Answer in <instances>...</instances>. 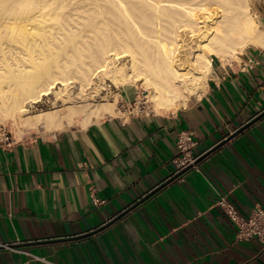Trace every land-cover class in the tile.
Returning <instances> with one entry per match:
<instances>
[{"label":"crops","instance_id":"crops-1","mask_svg":"<svg viewBox=\"0 0 264 264\" xmlns=\"http://www.w3.org/2000/svg\"><path fill=\"white\" fill-rule=\"evenodd\" d=\"M253 7L264 30V0ZM262 113L264 47L250 45L233 60L212 58L205 93L176 111L15 136L17 146L0 151V264H264L262 245L238 240L218 205L243 217L264 206ZM182 134L195 142L185 152ZM219 144L109 224L175 162Z\"/></svg>","mask_w":264,"mask_h":264},{"label":"bare ground","instance_id":"bare-ground-1","mask_svg":"<svg viewBox=\"0 0 264 264\" xmlns=\"http://www.w3.org/2000/svg\"><path fill=\"white\" fill-rule=\"evenodd\" d=\"M250 45L264 47V30L249 0H0V47L13 62L0 69V120L15 133L79 117L88 126L115 111L94 100L106 80L176 111L205 93L212 58ZM50 94L63 107L29 112Z\"/></svg>","mask_w":264,"mask_h":264},{"label":"rangeland","instance_id":"rangeland-1","mask_svg":"<svg viewBox=\"0 0 264 264\" xmlns=\"http://www.w3.org/2000/svg\"><path fill=\"white\" fill-rule=\"evenodd\" d=\"M253 2H254V0H249L250 6H251V11H252V13H255L254 7H253ZM2 51L3 50L0 47V69H5L7 64L9 65V63H13V62L10 59L9 54L8 53L4 54V51L3 52ZM5 58H6V60L8 59L7 60L8 63H7V61H5ZM105 84H106L105 87H101L98 91V94L95 95V97H94V100H97V101L106 100L109 102H114V105H115V111L113 113L114 115L112 114L110 116H105V117L128 116V111L127 112H124V111L128 110L129 108L133 109L135 107L148 108L151 111V115L152 114H161L159 112H156L153 109L152 103L148 100L147 97H145L146 93L143 92V89L138 90L136 88L130 89L127 87H115L114 85H112L110 80H106ZM57 86H59V84ZM193 98H196V97L192 96L190 100H192ZM61 106L63 107V102L61 100H56L54 97V94H50L49 96H45V97L43 96L39 100L38 103L33 104L30 107L29 112L31 114H33V113H37L38 111L40 112V110L41 111H43V110L47 111L50 109H54L56 107L60 108ZM123 113L125 115H123ZM105 117H103V118H105ZM0 124L6 126L13 133L14 136H18V137H21L24 133L44 134L45 135V134H52V133L58 132V131H48L45 128H43L42 126H38L37 128H24L22 132L15 133V131L12 129V127L10 125V122L0 120ZM72 126L85 127L81 123L80 117L78 118V120L75 119V121H73L70 125H66L63 129H66V128H69Z\"/></svg>","mask_w":264,"mask_h":264},{"label":"built area","instance_id":"built-area-1","mask_svg":"<svg viewBox=\"0 0 264 264\" xmlns=\"http://www.w3.org/2000/svg\"><path fill=\"white\" fill-rule=\"evenodd\" d=\"M127 111L128 115L131 116L151 115V111L148 108L135 107L133 109L129 108L124 112ZM17 144L18 140L13 135V133L6 126L0 124V151L12 150L15 148V146H17ZM193 146H195V142L192 141L189 134H182L179 136L177 141V149L180 152L188 151V149ZM197 158L189 159L180 163L175 162L177 170L174 172V174L193 164ZM218 205L221 206L226 214L237 223L238 230L236 236L238 240L255 239L262 245L264 249V206H255L250 211L248 216L243 217L231 205L227 204L224 199H220Z\"/></svg>","mask_w":264,"mask_h":264},{"label":"water","instance_id":"water-1","mask_svg":"<svg viewBox=\"0 0 264 264\" xmlns=\"http://www.w3.org/2000/svg\"><path fill=\"white\" fill-rule=\"evenodd\" d=\"M263 115H264V113H262L258 118L262 117ZM247 126L243 127L242 129L238 130L237 132H235L233 134V136H235L237 133H239L241 130H243ZM233 136H231V138ZM221 145L222 144H219V145L215 146L214 148L210 149L209 151H207L206 153H204L203 155H201L199 158H197L193 164H191V165L183 168L179 172H177V173L173 174L172 176H170V178H168L164 183H162L161 185H159L158 187H156L154 190H152L150 193H148L146 196H144L141 200H139L138 202H136L135 204H133L132 206H130L129 208H127L126 210H124L121 214H119L118 216H116L114 218V220H111L109 222V224H111L112 222L120 219L121 217H123L124 215H126L129 211H131L132 209H134L135 207H137L139 204H141L142 202H144L145 200H147L148 198H150L152 195H154L156 192H158L159 190H161L163 187H165L166 185H168L172 181H174L177 178H179L180 176H182L184 173H186L188 170H190L193 167V165L199 163L201 160H203L204 158H206L209 154H211L212 152H214L215 150H217ZM100 229H102V228H100Z\"/></svg>","mask_w":264,"mask_h":264}]
</instances>
